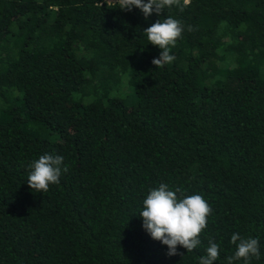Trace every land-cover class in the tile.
Returning a JSON list of instances; mask_svg holds the SVG:
<instances>
[{"label":"trees","instance_id":"trees-1","mask_svg":"<svg viewBox=\"0 0 264 264\" xmlns=\"http://www.w3.org/2000/svg\"><path fill=\"white\" fill-rule=\"evenodd\" d=\"M167 17L184 31L156 67L143 29ZM44 154L68 171L35 192ZM161 183L213 209L183 256L142 226ZM233 233L258 239L250 264H264V0L147 19L118 0H0V264H199L209 239L228 264Z\"/></svg>","mask_w":264,"mask_h":264},{"label":"clouds","instance_id":"clouds-1","mask_svg":"<svg viewBox=\"0 0 264 264\" xmlns=\"http://www.w3.org/2000/svg\"><path fill=\"white\" fill-rule=\"evenodd\" d=\"M122 10H132L136 7L141 10L145 19L153 12L161 14L165 8L173 5L180 7L183 11L190 0H118ZM192 31V27H188ZM143 31L147 34L148 41L158 46L162 51L158 58H153L152 64L156 67H164L175 60L170 54V48L175 47L178 38L184 31L181 21L167 17L163 21L157 20ZM62 155L44 154L33 160L28 168L27 183L35 192H47L50 185L59 184L60 176L68 171L67 165L63 164ZM179 194V195H178ZM211 205L204 197L197 193L185 195L182 189H169L165 183L151 188L143 200V209L139 213L143 218V228L150 234L151 238L168 246L167 255L183 256L178 253V245L192 252L200 245V235L208 226V217L212 214ZM232 244L236 245L233 256L227 258L228 264L235 260H243L244 264H250L253 257L260 258L259 241L256 238H244L238 233L231 236ZM206 255L199 258V264H214L220 257V246L209 239Z\"/></svg>","mask_w":264,"mask_h":264}]
</instances>
